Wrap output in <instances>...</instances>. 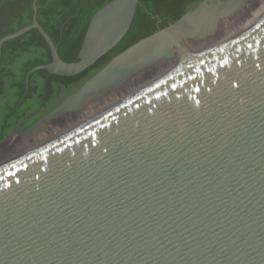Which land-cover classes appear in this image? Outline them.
<instances>
[{
    "label": "water",
    "instance_id": "obj_1",
    "mask_svg": "<svg viewBox=\"0 0 264 264\" xmlns=\"http://www.w3.org/2000/svg\"><path fill=\"white\" fill-rule=\"evenodd\" d=\"M139 0L90 17L76 59L32 72L75 75L129 29ZM233 0H202L113 56L12 136L30 137L135 72L173 60L179 39L212 29ZM216 26V25H215ZM38 110L30 112V118ZM21 125V124H20ZM0 264H264V17L182 62L94 119L0 165Z\"/></svg>",
    "mask_w": 264,
    "mask_h": 264
},
{
    "label": "trees",
    "instance_id": "obj_2",
    "mask_svg": "<svg viewBox=\"0 0 264 264\" xmlns=\"http://www.w3.org/2000/svg\"><path fill=\"white\" fill-rule=\"evenodd\" d=\"M33 0H0V38L31 22ZM110 0H36V19L52 39L59 57L71 62L76 55L92 14ZM202 0H139L125 35L105 54L81 72L62 76L46 70L31 73L28 90L24 75L32 67L51 61L50 50L36 29L6 40L0 55V143L14 128L23 130L49 112L50 102L73 91L113 56L168 22L179 19ZM38 110L30 118L26 116ZM21 124V125H20Z\"/></svg>",
    "mask_w": 264,
    "mask_h": 264
},
{
    "label": "bare ground",
    "instance_id": "obj_3",
    "mask_svg": "<svg viewBox=\"0 0 264 264\" xmlns=\"http://www.w3.org/2000/svg\"><path fill=\"white\" fill-rule=\"evenodd\" d=\"M258 1L262 2L263 6L259 5L255 9ZM233 3L236 6L234 12L216 22V26L214 25L212 29L209 28L206 32L201 31L191 38L179 39L173 49L175 54L173 60L158 61L135 72L117 88L107 90L101 95L87 100L78 112L65 114L56 120L49 121L46 126L36 130L30 137H10L0 149V165L18 156L23 148L26 151L40 146L56 136L94 119L135 92L163 78L182 62L249 30L264 17V0H233ZM231 25L239 27L238 30L228 39L220 41L222 35L230 30Z\"/></svg>",
    "mask_w": 264,
    "mask_h": 264
},
{
    "label": "rangeland",
    "instance_id": "obj_4",
    "mask_svg": "<svg viewBox=\"0 0 264 264\" xmlns=\"http://www.w3.org/2000/svg\"><path fill=\"white\" fill-rule=\"evenodd\" d=\"M259 5H261V7H262L263 6L262 2L258 1V5L255 7V9H257L259 7ZM253 18H254V15L252 16V19ZM238 28L239 27L231 25L230 30H228L226 33H224L222 35L223 37L220 39V41H223V40L228 39L229 37H231L234 34V32L238 30Z\"/></svg>",
    "mask_w": 264,
    "mask_h": 264
},
{
    "label": "flooded vegetation",
    "instance_id": "obj_5",
    "mask_svg": "<svg viewBox=\"0 0 264 264\" xmlns=\"http://www.w3.org/2000/svg\"><path fill=\"white\" fill-rule=\"evenodd\" d=\"M59 98H60V96H59ZM53 100H54V99H53ZM53 100L50 102V104L54 106V104L52 103V102H53ZM14 129H15V128H14Z\"/></svg>",
    "mask_w": 264,
    "mask_h": 264
}]
</instances>
